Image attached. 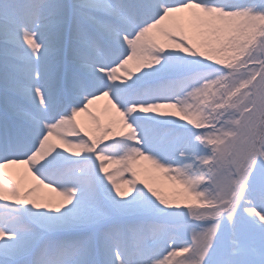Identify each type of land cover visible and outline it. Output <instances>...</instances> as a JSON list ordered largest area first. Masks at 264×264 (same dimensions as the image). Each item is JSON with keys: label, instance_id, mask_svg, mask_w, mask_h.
I'll use <instances>...</instances> for the list:
<instances>
[{"label": "snow or ice", "instance_id": "6c2138e0", "mask_svg": "<svg viewBox=\"0 0 264 264\" xmlns=\"http://www.w3.org/2000/svg\"><path fill=\"white\" fill-rule=\"evenodd\" d=\"M0 264H264V0H0Z\"/></svg>", "mask_w": 264, "mask_h": 264}, {"label": "rangeland", "instance_id": "374dc122", "mask_svg": "<svg viewBox=\"0 0 264 264\" xmlns=\"http://www.w3.org/2000/svg\"><path fill=\"white\" fill-rule=\"evenodd\" d=\"M102 103V102H101Z\"/></svg>", "mask_w": 264, "mask_h": 264}]
</instances>
